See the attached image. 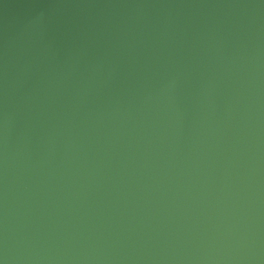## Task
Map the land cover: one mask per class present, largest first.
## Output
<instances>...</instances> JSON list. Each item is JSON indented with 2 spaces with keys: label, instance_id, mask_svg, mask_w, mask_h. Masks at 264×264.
I'll return each mask as SVG.
<instances>
[{
  "label": "water",
  "instance_id": "95a60500",
  "mask_svg": "<svg viewBox=\"0 0 264 264\" xmlns=\"http://www.w3.org/2000/svg\"><path fill=\"white\" fill-rule=\"evenodd\" d=\"M0 261L264 264V0H0Z\"/></svg>",
  "mask_w": 264,
  "mask_h": 264
},
{
  "label": "clouds",
  "instance_id": "9594fccd",
  "mask_svg": "<svg viewBox=\"0 0 264 264\" xmlns=\"http://www.w3.org/2000/svg\"><path fill=\"white\" fill-rule=\"evenodd\" d=\"M0 264H4V262L3 261H0Z\"/></svg>",
  "mask_w": 264,
  "mask_h": 264
}]
</instances>
